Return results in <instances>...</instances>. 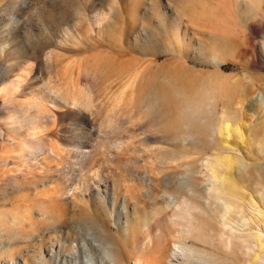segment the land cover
Returning a JSON list of instances; mask_svg holds the SVG:
<instances>
[{"label":"rangeland","instance_id":"rangeland-1","mask_svg":"<svg viewBox=\"0 0 264 264\" xmlns=\"http://www.w3.org/2000/svg\"><path fill=\"white\" fill-rule=\"evenodd\" d=\"M170 1L0 0V235L39 234L1 246L0 264H112L111 250L133 264L132 257L148 260L185 241L186 225L218 243L226 203L209 191L207 156L251 164L244 173L222 172L227 182L238 178L246 204L226 221L236 236L234 264L264 260V117L234 112L236 101L264 91V0H178L199 34ZM132 19L139 25L126 37L137 52H120L116 41ZM149 27L173 38L175 49L154 64ZM76 91L82 98L72 105L67 97ZM219 105L228 107L229 136L206 138ZM254 111L264 116V105ZM166 175L173 184L145 183ZM58 188L54 209L48 200ZM174 200L189 217L176 214ZM63 209L89 214L115 247L105 249L104 233L86 226L67 237L62 228L45 233L58 222L43 215L62 217ZM7 249L15 255L5 257Z\"/></svg>","mask_w":264,"mask_h":264},{"label":"bare ground","instance_id":"bare-ground-1","mask_svg":"<svg viewBox=\"0 0 264 264\" xmlns=\"http://www.w3.org/2000/svg\"><path fill=\"white\" fill-rule=\"evenodd\" d=\"M173 3H175L176 5H178V8H179V11L181 13H183L186 17L185 19V28L186 29H192V30H195L196 33H201L200 31V27H199V24L197 25L196 21L194 23V21L192 22L191 18H189V14L190 12L183 6H181V4H179L180 2L178 0H172ZM182 1V0H181ZM171 3L170 0H167V4L166 6L167 7H170L171 5H169ZM193 17V16H192ZM200 18H202L200 16ZM132 23H131V26L128 28L127 32L125 33V35H123L122 37H120L117 41H116V46L119 48L118 51L120 52H137L135 48V46H131V43L129 42L128 40V37H126V35L128 33H134V30L135 28H137V26L139 25V22H136V19H132ZM183 20V19H182ZM200 20V19H199ZM177 22H175L174 24H176ZM189 23V25H188ZM194 28V29H193ZM148 32L149 34V42L147 43V46H146V52L149 53L152 58H153V61L151 63H155L159 60L160 56H168V54L170 53L171 55L172 54V50H175V49H172V47H169L172 45V41H173V38H168L166 37L165 35H159V36H156L157 32H155V29L154 28H151L149 27L148 29H146V33ZM166 37V40H162L163 37ZM210 39V43L214 41H217L216 38H209ZM113 41V40H112ZM133 41H135V39H133ZM200 41V39H199ZM218 42V41H217ZM219 44H221V42H218ZM115 44V42H114ZM113 44V45H114ZM135 44V43H133ZM112 47V46H111ZM262 47H263V50H264V38H263V42H262ZM125 52V53H126ZM180 51L177 52V54H179ZM118 56H119V53H118ZM122 56V54H121ZM126 56V55H124ZM122 56V57H124ZM117 57V56H116ZM125 59V57L123 58ZM127 59V58H126ZM153 70H160V67L155 65V68H153ZM178 71V70H177ZM161 72V71H160ZM158 73V72H157ZM172 73V72H171ZM156 74V73H155ZM173 75V74H172ZM158 76H160V74L158 73ZM157 76V77H158ZM163 76V75H162ZM161 76V77H162ZM165 78V77H164ZM175 78V77H174ZM150 80L151 77H150ZM155 80V79H153ZM193 84V83H192ZM189 85V84H188ZM150 89V88H149ZM208 89V88H207ZM151 90V89H150ZM209 91V90H208ZM78 91H76L77 93ZM75 92H71V94H69V96L67 97L69 101H71L72 105H76L79 103V100L82 98V95L81 93H77L76 94ZM200 96V95H198ZM203 98V96H201ZM200 98V97H199ZM205 98V97H204ZM198 99V97H197ZM212 99V98H211ZM204 100V99H202ZM201 100V101H202ZM206 100V99H205ZM205 102V101H204ZM208 102L207 101V105H208ZM216 102H217V99H216ZM237 102V108H235L234 112H239L238 113H242L244 112V110L246 109V111H249V112H253V113H256L260 116H258V119H263L264 116H262L261 113H259V111H254V105L257 104L258 107H261L262 105H264V91H259L258 93H256L255 95H252V96H248V97H245L243 98L242 100H238L236 101ZM195 103V101H194ZM198 103V102H197ZM206 103V102H205ZM204 103V105H205ZM202 104V103H201ZM186 105V104H185ZM189 102H188V106H184L185 108L189 107ZM192 105V104H191ZM190 105V106H191ZM194 106V105H193ZM197 106V105H196ZM202 107V105H199ZM211 105H209L210 107ZM206 107V106H205ZM162 108H166V105L162 106ZM182 108V107H181ZM197 108V107H196ZM195 108V110H197ZM227 106L226 105H219L215 108V112L216 114L219 115L218 119L216 121H214L213 119L210 121V123H207L208 126H206L204 129V135L208 134L210 136H213L214 134L216 135H220L223 131L224 134H223V137L224 135H226L227 137L229 136L228 135V132L229 128L228 125H227V122L230 120V116L227 115ZM230 108V107H229ZM188 109V108H187ZM191 109V108H190ZM194 109V108H193ZM192 109V110H193ZM200 109V108H199ZM208 110V109H206ZM211 110V109H210ZM191 111V110H190ZM189 111V112H190ZM200 111V110H199ZM195 111V114H196V118L198 119V117H202L203 114H200L201 116H198L197 117V113H199ZM202 111V110H201ZM204 111V110H203ZM202 113V112H201ZM211 113V112H210ZM194 114V116H195ZM207 114V113H206ZM212 114V113H211ZM187 115V113H186ZM193 115V114H192ZM210 115V114H209ZM188 116V115H187ZM186 116V117H187ZM189 116H190V113H189ZM205 116V115H204ZM203 116V117H204ZM212 116V115H211ZM210 116V117H211ZM243 116V115H242ZM245 116H247L245 114ZM193 117V116H192ZM202 117V118H203ZM206 117V116H205ZM213 117V116H212ZM244 117V116H243ZM242 117V118H243ZM191 118V117H189ZM188 118V119H189ZM201 118V119H202ZM235 118V117H234ZM184 119V118H183ZM186 119V118H185ZM192 119V118H191ZM194 119V118H193ZM241 119V118H240ZM207 122H208V119H206ZM204 120V121H206ZM190 121V120H189ZM188 121V122H189ZM197 121V120H196ZM234 121V120H233ZM241 121V120H240ZM184 122V121H183ZM182 122V123H183ZM186 122V123H188ZM198 122V121H197ZM195 122V123H197ZM231 122V121H230ZM185 123V122H184ZM186 123H185V126H186ZM193 123V122H192ZM235 123V122H234ZM194 124V123H193ZM192 124V125H193ZM182 125V124H181ZM201 125V124H200ZM199 125V126H200ZM223 125V126H222ZM241 125V124H240ZM175 126V125H174ZM184 126V125H183ZM184 126V127H185ZM195 126V125H194ZM243 126V125H242ZM234 127H236V124H234ZM244 127V126H243ZM186 128H190L186 126ZM185 128V129H186ZM199 128V127H197ZM223 128V129H222ZM237 128V127H236ZM235 128V129H236ZM245 128V127H244ZM193 129V128H192ZM203 129V127H202ZM234 129V130H235ZM201 130V128H200ZM233 130V129H232ZM238 131V129H236ZM235 130V131H236ZM191 131V130H190ZM198 132V130L196 131ZM186 133V132H185ZM201 133V132H200ZM200 133L198 135H200ZM231 133V132H230ZM187 134V133H186ZM194 134V133H193ZM193 134L191 133V135L189 134V136H193ZM203 134V133H201ZM196 135V137L198 136ZM232 134H230L231 136ZM185 136V135H184ZM188 136V135H187ZM215 136V135H214ZM213 136V137H214ZM222 136V135H220ZM241 136V132H239V137ZM186 137V136H185ZM189 137V138H190ZM195 137V135H194ZM200 137V136H199ZM202 137V135H201ZM208 136L206 135V138ZM232 137V136H231ZM229 137V138H231ZM226 138V137H225ZM192 139V138H191ZM212 139H215L212 138ZM211 139V140H212ZM185 140V139H183ZM188 140V139H186ZM185 140V141H186ZM190 140V139H189ZM188 140V141H189ZM196 140V139H195ZM195 140H193L195 142ZM202 140V139H199V141ZM210 138L208 140L211 141ZM227 140V138H226ZM192 141V140H190ZM189 141V142H190ZM197 141V140H196ZM173 142H176L178 143L177 141H173ZM188 142V143H189ZM203 142V141H202ZM198 143V142H197ZM210 143V142H209ZM214 143V142H213ZM212 143V145L214 146V144ZM203 144H206V147L203 146L202 144L198 143V145H202V146H198V147H205L207 148V145H208V148H211L209 146L208 143H203ZM17 146V149L18 151H22L25 149L26 146H23V145H16ZM207 148V150H208ZM199 149V148H198ZM202 149V148H201ZM205 149L203 150H199L200 152L201 151H204ZM205 150V152L207 151ZM211 151V150H210ZM204 152V153H205ZM209 151L205 154H208ZM212 154L216 152H211ZM210 153V154H211ZM211 154V155H212ZM204 156V155H203ZM201 156V157H203ZM188 157V156H187ZM232 157V158H231ZM230 158L227 157V156H215L213 157L212 159L211 158H208V156L202 161V164H204L205 162V166H206V169H207V175L205 177H207V180L205 181H208L209 182V191L211 189V191L213 192V197L214 199H217V201H224L226 204L224 206V209H223V213L221 215V226L222 228H224V231L222 232V236L219 237V240L218 243L216 242H211V241H206V239L204 238H200L199 236V231L198 233L196 231H194V229L190 226V225H186L185 227V231L183 232L182 230V233L183 235L185 236V241H182V240H179V241H176L174 242L175 244L173 248H170L169 246L166 247V250L162 251L161 253L159 251L156 250V252L151 255L152 257H150L148 260H145L141 257H132L133 259V264H234V259L232 258L231 256V251H232V247H233V244H234V240L236 238L235 234L232 232L231 228L228 227L227 225V217H230L232 218L233 215L236 213V210L237 209H240V211L242 212V208H246V204H245V198H244V195H243V192L241 191V188L238 187L239 184V181H238V178H231L228 180V182L226 181L227 178H226V173L222 174V172H226V170L229 171V169L231 168L232 170L236 171V172H239V173H242L243 171L247 170L248 171V168L251 167V164H249L244 158H240V157H234V156H231ZM190 159V158H188ZM226 161V162H224ZM193 162V161H192ZM191 162V163H192ZM198 162V161H197ZM201 163V162H200ZM191 165V164H190ZM192 165H195V164H192ZM205 166L203 165V167L205 168ZM260 168L264 169V166L263 164H260L258 165ZM180 167H182V165H180ZM186 167V166H185ZM202 167V168H203ZM188 167H186L187 169ZM194 168V167H193ZM203 168V169H204ZM185 172V171H183ZM187 172V170H186ZM185 172V173H186ZM191 172V170H190ZM189 171H188V174H191ZM198 172V170H197ZM196 173V172H195ZM194 173V174H195ZM206 173V171H205ZM228 173V172H227ZM244 173V172H243ZM176 176H178V174H176ZM191 176V175H190ZM203 176V177H204ZM173 179H174V176L173 175H166V177H163V178H155L153 180H148L147 182H145L146 184H149V183H157V184H160L161 186L166 184V185H169V184H173ZM36 182H39L41 180H35ZM143 182V181H142ZM186 183V182H185ZM189 183V182H188ZM187 183V184H188ZM192 183V182H191ZM191 183L188 185L190 186ZM196 184V183H194ZM187 186V185H186ZM184 188V187H183ZM182 188V189H183ZM63 189V188H62ZM62 189H55L54 192H53V197H51L48 202L50 201L51 204H53L51 207H53L56 203H57V197L60 196L62 194ZM181 189V188H179ZM190 189V187H189ZM191 189H193V187H191ZM190 191V190H189ZM192 191V190H191ZM208 191V192H209ZM185 192V190H184ZM194 192V191H193ZM56 194V195H55ZM178 194V193H177ZM184 195H186V193H183ZM209 194H211L209 192ZM190 195V194H188ZM182 198H184V200L186 201L185 197H183V195H181ZM211 197V196H210ZM210 197L208 196V199H210ZM59 199V198H58ZM212 199V198H211ZM181 200V199H180ZM178 200V201H180ZM177 200L171 202V206L174 208L175 211H179L180 209L182 208H186V205H183V203L180 201L178 202ZM183 201V200H182ZM56 202V203H55ZM188 202V201H187ZM186 204H189L187 203ZM249 203V202H248ZM190 205V204H189ZM169 206V207H171ZM214 206V205H213ZM215 206H217L215 204ZM248 206V205H247ZM55 207V206H54ZM53 207V208H54ZM188 207V206H187ZM50 209V207H48ZM184 208V209H185ZM55 209V208H54ZM183 209V210H184ZM51 210V209H50ZM58 210V209H57ZM173 210V212H174ZM182 211V210H181ZM181 211H179V213H176V214H180ZM185 211V210H184ZM184 211L182 212L184 215L182 216H186V214L188 215L189 217V213H184ZM189 211V210H188ZM199 211V210H198ZM66 209H63L61 211V215L62 217H52V216H49L47 217L46 215H43L45 218H47L48 220L50 221H55L58 222L57 226L54 228V229H49L47 228L44 232H49V231H53V230H57L59 228H62L64 229V236L67 237L70 233V231L74 232V229H78V230H86L85 229V226L86 227H89L91 228L92 230H95L98 234L99 232L102 233L103 231L96 225V223L98 222L96 219V221H94L89 214L83 212L81 209H77V210H71V215H69V213H66ZM181 213V214H182ZM175 214V213H174ZM180 214V215H181ZM173 215V214H172ZM172 217V216H171ZM179 219L181 218V216H178ZM177 217V218H178ZM182 219V218H181ZM185 219V218H184ZM177 221V220H176ZM183 221V219H182ZM185 221V220H184ZM183 223V222H182ZM189 223V222H188ZM229 223V222H228ZM190 224V223H189ZM230 229V231H226V229ZM87 231V230H86ZM22 233L21 234H15V233H11V234H4V235H0V247L5 245V244H12L13 243V240H17V242H25L26 240H31L33 238H35L36 236H38L39 234H36V235H30L28 232H23L21 231ZM104 233V232H103ZM182 235V234H181ZM99 236L105 241V249L108 248V245H111L113 247H115L114 245V242H112V240H110V238L108 236L105 235H100ZM181 238V236H180ZM182 239V238H181ZM215 240V239H214ZM7 241V242H6ZM150 241V240H149ZM148 240L144 242L143 245H147L149 244ZM49 244L51 246H53V242H52V239L50 238L49 239ZM113 247L111 248H108V249H113ZM222 248H225L226 249V253L224 254L223 252H220L219 250H221ZM13 250H10V249H7L5 252H3V254H5V257H11L15 254H13L12 252ZM116 250H111V256H112V259H113V263L112 264H125V262L119 260V258H117L116 254H117V251L115 252ZM223 251V250H222ZM15 253V251H14ZM23 253V252H22ZM7 254V256H6ZM1 255V254H0ZM21 257V256H20ZM262 260V259H261ZM28 264H35L33 261H31L30 263ZM259 264H264V260H262Z\"/></svg>","mask_w":264,"mask_h":264}]
</instances>
